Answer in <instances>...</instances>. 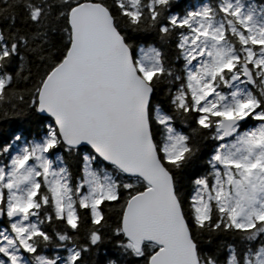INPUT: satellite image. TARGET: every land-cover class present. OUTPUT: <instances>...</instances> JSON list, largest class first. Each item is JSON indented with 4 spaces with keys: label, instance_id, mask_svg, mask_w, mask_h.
I'll list each match as a JSON object with an SVG mask.
<instances>
[{
    "label": "snow or ice",
    "instance_id": "6c2138e0",
    "mask_svg": "<svg viewBox=\"0 0 264 264\" xmlns=\"http://www.w3.org/2000/svg\"><path fill=\"white\" fill-rule=\"evenodd\" d=\"M153 31L182 68L137 51ZM22 106L50 122L0 147V264H87L109 233L136 264H264V0H0V115ZM219 233L223 261L200 247Z\"/></svg>",
    "mask_w": 264,
    "mask_h": 264
},
{
    "label": "trees",
    "instance_id": "16d2710c",
    "mask_svg": "<svg viewBox=\"0 0 264 264\" xmlns=\"http://www.w3.org/2000/svg\"><path fill=\"white\" fill-rule=\"evenodd\" d=\"M186 9L190 5L199 6L201 0H176ZM205 3H215V0H203ZM255 2L260 5L262 0H255ZM174 11L180 12L181 9H175ZM19 26V24H18ZM134 39L131 41L138 48L155 46L161 48L165 57L171 60V67L174 71L177 67H183L182 58H178L176 53L178 49L175 47V38L168 41H161L159 36L153 31L148 33H137L133 34ZM57 46L60 47L64 44L66 40V34L63 32L57 33L54 36ZM15 67V66H14ZM11 70V69H10ZM179 74V73H177ZM179 82H177L178 85ZM172 91H175L176 85L171 86ZM154 103H162L165 108H169L168 90L164 88L159 91L154 99ZM6 115H0V147L6 143H12L15 135H23L27 141L36 139V132L40 131L43 134L44 129L50 122V118L41 116L38 113L30 110L27 106H22L20 108L5 109ZM43 121V124H41ZM177 127L182 131H188V126L177 121ZM216 142L209 138L201 141V152L199 153V162L190 169V173L193 175H185L183 177L185 191L184 194L187 196L191 191V184L189 181L195 179L197 176L205 175L209 170L210 166L206 163L207 159L210 158L212 154V148ZM58 155H63L65 157L66 163L69 169L74 175H78V168L81 166V160L78 158L77 154L69 156L62 150L58 151ZM87 153H82L84 155ZM117 213L113 211L109 214V224L115 227L117 221ZM107 231V230H106ZM209 237L205 236L200 240L201 249L208 253H216L218 258L223 261L227 255V245L236 242V237L229 233H219L213 234L210 239L211 243H208ZM83 243V239L80 241ZM221 248V251L217 252V249ZM41 254L55 256L61 254L66 256L67 252L63 249H44ZM87 264H109V261L115 260L117 264H136V258L125 253L122 249L117 246L116 238L112 237L110 233L106 235L105 241L100 246L93 248L90 253L85 254Z\"/></svg>",
    "mask_w": 264,
    "mask_h": 264
},
{
    "label": "water",
    "instance_id": "95a60500",
    "mask_svg": "<svg viewBox=\"0 0 264 264\" xmlns=\"http://www.w3.org/2000/svg\"><path fill=\"white\" fill-rule=\"evenodd\" d=\"M39 114V113H38ZM39 115H41V116H45L46 117V115H44V114H39Z\"/></svg>",
    "mask_w": 264,
    "mask_h": 264
}]
</instances>
